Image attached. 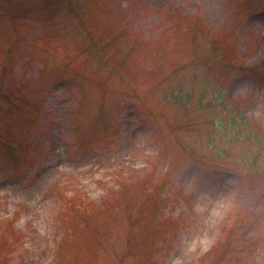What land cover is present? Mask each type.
<instances>
[{
  "label": "rangeland",
  "instance_id": "1",
  "mask_svg": "<svg viewBox=\"0 0 264 264\" xmlns=\"http://www.w3.org/2000/svg\"><path fill=\"white\" fill-rule=\"evenodd\" d=\"M262 60L264 0H0V264H264Z\"/></svg>",
  "mask_w": 264,
  "mask_h": 264
},
{
  "label": "trees",
  "instance_id": "2",
  "mask_svg": "<svg viewBox=\"0 0 264 264\" xmlns=\"http://www.w3.org/2000/svg\"><path fill=\"white\" fill-rule=\"evenodd\" d=\"M252 137L254 138L255 137V134L254 133H252ZM248 138H249V136H248ZM257 139L258 140H261V137H259V136H257ZM263 150V148H261L258 152H257V154H260V156H261V154H262V151ZM256 154V155H257ZM256 158H257V156H256ZM257 161V160H256ZM256 161L254 160V161H252L251 163H250V165H249V167L251 168V169H256L257 167H256ZM220 165H222V164H218V166L217 167H219Z\"/></svg>",
  "mask_w": 264,
  "mask_h": 264
}]
</instances>
